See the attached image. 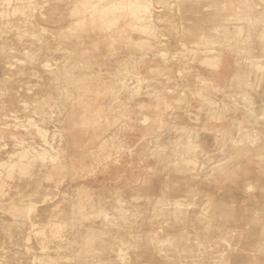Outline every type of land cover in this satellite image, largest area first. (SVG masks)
Masks as SVG:
<instances>
[{"label": "rangeland", "instance_id": "1", "mask_svg": "<svg viewBox=\"0 0 264 264\" xmlns=\"http://www.w3.org/2000/svg\"><path fill=\"white\" fill-rule=\"evenodd\" d=\"M90 1L0 0V264H264L248 181L264 154V0L253 19L236 11L247 0ZM206 8L224 10L204 24ZM193 23L212 38L188 40ZM117 25L130 36L105 39Z\"/></svg>", "mask_w": 264, "mask_h": 264}, {"label": "bare ground", "instance_id": "2", "mask_svg": "<svg viewBox=\"0 0 264 264\" xmlns=\"http://www.w3.org/2000/svg\"><path fill=\"white\" fill-rule=\"evenodd\" d=\"M83 1H87V0H83ZM127 1V0H126ZM126 1L125 0H118V1H115L113 4H111L110 5V7H112V8H110V10L104 5L103 7H97L98 5H100L101 4V2L100 1H98V0H92V1H90L89 2V4L90 3H92V2H95L94 3V5L91 7V8H93V11L95 10V11H100V12H115V13H118V14H124V13H126L127 12V7L129 6V7H132L130 4H129V2L124 6V4L126 3ZM248 7H246V6H241V7H237V9H236V11L238 10V14H242V12H243V14H244V11H245V9H247ZM251 10V9H250ZM70 11V14L68 13V16L69 15H71V17L69 16V18H71L70 20L72 21L73 20V22H76V23H79V22H87V21H89V23H90V28H92V29H94L95 30V25H96V23H97V18L94 16V18L93 19H87V17L86 18H84V17H79V13L78 12H75V9L74 8H72V9H70L69 10ZM142 11L143 10H140V13H142ZM221 11V9H219V12ZM202 15V21H200V22H202V23H204V24H206V20H207V23L208 22H211V19L210 18H207L206 19V17H207V15L209 16V15H213V12L208 8H206L205 10H204V13L203 14H201ZM144 16H145V18L146 19H148V17L150 16L149 15V13L148 12H144ZM116 19H117V17H116ZM118 20H119V18H118ZM130 21V20H129ZM72 22V23H73ZM120 22V21H119ZM118 22V23H119ZM129 24V25H128ZM127 25L128 26H131L134 30L137 28V30H139V33H141L140 31H148L149 30V26H135V25H133V23H128ZM195 23H193V25H194ZM193 25H188L187 27H186V35H187V39L188 40H190V39H192V40H190V41H192V42H194L195 44H197V45H202V43H205V41H206V38L208 39V37L209 38H212V36H209L208 34L205 36V35H203V33L204 32H206V30H211V26H201V24L200 23H198V24H195V27L193 26ZM228 27H230V26H228ZM120 29V27H118V25H117V28L113 31V30H111V31H109L107 34H106V38L105 39H114L115 37H117L116 35L117 34H128V35H124L125 36V38L127 37V36H130V32L128 31V30H125L126 29V27H125V29H122V30H119ZM215 29H220V28H215ZM197 30L199 31V32H201V36H200V39H199V41L198 40H194L195 38L197 39ZM83 33H85L84 31H82L81 33H79L78 35H73V34H69L68 35V38H78V39H81V38H79V37H81V35L80 34H83ZM143 33V32H142ZM137 34V33H136ZM228 35V34H227ZM227 35H225L226 37H227ZM214 37H216L215 35H213ZM67 37V36H66ZM67 38V40H71V39H68ZM204 38V39H203ZM112 39V40H113ZM117 39V38H116ZM131 40L133 39V37H131L130 38ZM227 39H229V37L227 38ZM115 40V39H114ZM129 40V39H128ZM127 40V41H128ZM201 40V41H200ZM210 41H212V43L214 44V42H213V40L211 39ZM237 41V43H238V41H239V39L238 40H236ZM115 42V41H114ZM124 43V42H123ZM131 43H134V42H132L131 41ZM130 43V44H131ZM125 44V43H124ZM129 44V45H130ZM136 44V43H135ZM135 44H132V46L133 45H135ZM82 45V44H81ZM110 45V44H109ZM120 45V44H119ZM126 45V44H125ZM143 45V44H142ZM83 46H84V44H83ZM113 45H111V47H112ZM131 46V45H130ZM137 46V45H136ZM136 46H134V47H136ZM139 46V45H138ZM141 46V45H140ZM144 46V45H143ZM146 47V46H145ZM138 48V47H137ZM140 48V47H139ZM65 49V48H64ZM147 50V49H146ZM145 51V50H144ZM143 51V52H144ZM67 52L70 54V51L69 50H67ZM81 52H83V51H81ZM80 52V53H81ZM86 52V51H85ZM148 52V51H147ZM146 52V53H147ZM87 53V52H86ZM85 53V54H86ZM74 54V57H76V55H75V52L73 53ZM145 54V53H144ZM77 56H79V54H77ZM81 56V55H80ZM79 56V57H80ZM68 57H70L69 55H68ZM71 58V57H70ZM72 58H73V56H72ZM84 58L86 59V56H84L83 57V59L80 57V60L79 61H85L84 60ZM77 59V58H76ZM82 59V60H81ZM142 59V58H141ZM211 58L208 56V58H206V62L208 61V63H210L211 64V60H210ZM213 59V58H212ZM216 60V59H215ZM73 61V60H72ZM214 61V60H213ZM73 62H76V61H73ZM73 62H71V63H73ZM78 62V61H77ZM76 62V63H77ZM85 62H88V60L87 61H85ZM118 62H120V61H118ZM49 63V62H48ZM48 63H47V65H48ZM84 63V62H83ZM90 64H92L91 63V60H90V62H89ZM43 64V63H42ZM75 63H73V65H74ZM82 64V63H81ZM88 64V63H87ZM121 64V63H120ZM44 65H46V63L44 64ZM51 65V64H50ZM79 65H80V63H79ZM93 65V64H92ZM217 65V64H216ZM43 66V65H42ZM49 66V65H48ZM78 66V65H77ZM83 66V65H82ZM88 66V65H87ZM86 65H85V67H87ZM94 66V65H93ZM213 66V65H212ZM263 67L264 65H261L260 63L258 64V67ZM57 67V66H56ZM91 67V66H90ZM96 67H97V65H96ZM121 67H123V66H121ZM46 68V67H45ZM48 68V67H47ZM51 68V67H50ZM64 68V67H63ZM77 68H79V67H77ZM101 68V67H100ZM120 68V67H119ZM119 68H117V69H119ZM124 68V67H123ZM126 68V67H125ZM128 68V67H127ZM126 68V69H127ZM80 69V68H79ZM218 69V68H217ZM65 70V69H64ZM84 70V69H83ZM120 70H121V68H120ZM138 70V69H137ZM137 70H135V71H137ZM54 73V72H53ZM126 73V72H125ZM55 74V73H54ZM69 74V73H68ZM122 74V73H121ZM70 75V74H69ZM130 75V74H129ZM67 76V75H66ZM86 76V75H85ZM126 76H127V73H126ZM137 76V75H136ZM136 76H134V78L133 79H137V77ZM140 76V75H139ZM63 78V77H62ZM127 77H125V79H126ZM143 78V77H142ZM125 79H123V80H125ZM132 79V78H131ZM135 79V81H139L140 80V82H142L143 81V79H142V81H141V78H139L138 77V79L139 80H136ZM81 80V79H80ZM127 81V80H126ZM58 82V81H57ZM139 82V83H140ZM70 84V83H69ZM86 84L88 85V84H90V82L88 81V82H86ZM120 84V83H119ZM142 84V83H141ZM140 84V85H141ZM87 85H85V84H83L82 85V89H84L83 87H85V86H87ZM123 85V84H122ZM124 85H127L126 83H124ZM139 85V86H140ZM69 86V85H68ZM136 86V85H135ZM62 87V86H61ZM81 87V86H80ZM79 87V88H80ZM142 87V86H141ZM141 87H140V89H141ZM86 88V87H85ZM109 90V89H108ZM86 91H87V89H86ZM136 91V90H135ZM67 92H68V90H67ZM113 93H114V91H113ZM67 94V93H66ZM115 95V94H114ZM62 96V95H61ZM53 98V97H52ZM47 99V98H46ZM46 99H44V100H46ZM44 100H43V102L42 103H44ZM48 101V100H47ZM51 101V100H50ZM56 101V100H55ZM57 101H59V100H57ZM51 102H53V101H51ZM72 102V101H71ZM75 102V101H74ZM28 103V102H27ZM27 103H25V104H27ZM40 103V102H39ZM44 105H46V104H44ZM49 105V103H47V105L46 106H48ZM44 106H42V108H43ZM60 109V108H59ZM58 109V110H59ZM44 110V109H43ZM49 110V109H48ZM47 110V111H48ZM38 111V110H37ZM35 112V111H34ZM43 112V111H42ZM61 112V111H60ZM36 113V112H35ZM38 113V112H37ZM46 113H44L43 115H45ZM53 114V113H52ZM61 114V113H60ZM47 115V114H46ZM54 115V114H53ZM58 116V115H57ZM87 118V117H86ZM52 119V118H51ZM88 119V118H87ZM15 120H18V117H17V119H16V117H15ZM53 120V119H52ZM88 121V120H87ZM86 121V122H87ZM22 122V121H21ZM24 122H26V120L24 121ZM89 122V121H88ZM16 123V122H15ZM18 123V122H17ZM26 123H28V122H26ZM11 124H13V123H11ZM19 124V123H18ZM31 124V123H30ZM21 126H22V124H21ZM23 127H24V124H23ZM33 127V126H32ZM37 128V127H36ZM23 129H25V128H23ZM38 129V128H37ZM36 129V130H37ZM38 131V130H37ZM39 131H40V129H39ZM48 131V130H47ZM218 131V130H217ZM49 133V132H48ZM47 132H45V133H40L39 132V134H41L42 136H44V138H45V136H47V134H48ZM246 134H248V133H246ZM41 135H39V136H41ZM250 135V134H249ZM12 137H14V136H12ZM238 138V137H237ZM245 138L247 139V135L245 136ZM249 138V137H248ZM250 139V138H249ZM2 140V139H1ZM44 140V139H43ZM45 140H47V138H45ZM238 140V139H237ZM252 139H250V141H251ZM249 141V140H248ZM46 143L48 142V141H45ZM44 142V143H45ZM23 143V142H22ZM45 143V144H46ZM107 143V142H106ZM106 143H104V144H106ZM53 144V143H52ZM5 145V144H4ZM30 145H32V144H30ZM50 145V144H49ZM229 145V144H228ZM46 146H47V144H46ZM52 147V146H51ZM29 148L30 147H28V150H29ZM41 148V147H40ZM102 148H103V150H105V145H102ZM42 149V148H41ZM45 149V148H44ZM54 149V148H53ZM35 150V149H34ZM40 150V149H39ZM51 150H52V148H51ZM55 150V149H54ZM36 151V150H35ZM53 151V150H52ZM56 151V150H55ZM26 152H27V150H26ZM37 152V151H36ZM46 152H48L47 150H46ZM46 152H44V154L46 153ZM54 152V151H53ZM40 153H41V151H40ZM49 153V152H48ZM28 154V153H27ZM35 154V153H34ZM33 154V155H34ZM43 153H42V155L43 156H45ZM104 154V156H103V158L104 157H106V156H108L107 154H105V153H103ZM13 156H14V154H12ZM29 155V154H28ZM31 155V154H30ZM32 155V156H33ZM36 155V154H35ZM260 155V154H259ZM12 156V157H13ZM21 156H25L24 154L22 155V153H21ZM40 156V155H39ZM42 156V157H43ZM48 156V155H47ZM41 157V156H40ZM46 157V156H45ZM24 158H26V157H24ZM39 159V157H38V155H37V157H35V159ZM54 158V157H53ZM55 158H58V156L57 157H55ZM23 158L21 157V159L20 160H22ZM33 159H34V156H33ZM34 159V160H35ZM43 160L45 159V158H42ZM42 159H41V161H42ZM106 158H104L103 160H105ZM26 160H27V158H26ZM32 160V159H31ZM46 160V159H45ZM59 160V159H58ZM60 161V160H59ZM20 162H22V161H20ZM54 163H56V160L55 161H53ZM15 163L17 164V162H14V164H11V165H13V166H15V168L17 167V165H15ZM44 163V162H43ZM21 164V163H20ZM23 164V163H22ZM21 164V165H22ZM197 164V163H196ZM8 166L6 163H4L3 165L1 164V166L3 167V166ZM10 165V167L11 168H14L13 166H11ZM44 165V164H43ZM25 168H24V167ZM22 167H18L19 169H20V171H21V169L24 171V169L25 170H27V168L29 169V166L28 167H26L25 165H23ZM31 167V166H30ZM24 168V169H23ZM3 169H4V167H3ZM5 170V169H4ZM10 170H12V169H10ZM9 170V171H10ZM15 170V169H14ZM151 170V169H150ZM8 171V172H9ZM22 171V172H23ZM152 171V170H151ZM13 170H12V172H11V174H13ZM21 172V173H22ZM19 173V172H18ZM20 173V174H21ZM26 173V172H25ZM1 174V173H0ZM10 174V173H9ZM9 174H8V176H9ZM10 174V175H11ZM23 175H24V173H22ZM26 176H28V174H25ZM13 176V175H12ZM11 177V176H10ZM9 177V178H10ZM12 178V177H11ZM10 178V179H11ZM8 179V178H7ZM9 179V180H10ZM0 182H2V181H0ZM58 183V182H57ZM6 185L5 184H3L2 183V187H5ZM0 188V189H3V188ZM6 189V188H5ZM0 192H1V190H0ZM3 195L5 194L4 192L2 193ZM2 195V196H3ZM47 196V198H48V195H46ZM28 200V199H27ZM23 201V200H22ZM21 201V202H22ZM25 201V200H24ZM31 201V202H30ZM30 204L32 203V200L30 199ZM28 202V201H27ZM27 202H22V204L24 203V204H26ZM35 204V203H34ZM34 204L32 203V205H30V206H28L26 209H27V211L30 213V212H32V210L34 209L35 210V206H34ZM36 205V204H35ZM26 206H27V204H26ZM17 209H18V207H16ZM22 208L23 209H25L24 208V206H22ZM37 208V207H36ZM25 209V210H26ZM47 231H48V228H47V226H44L43 228H42V234L43 235H45L46 233H47ZM56 232H60V229H56L55 230ZM104 230H100V231H98V230H96V228L95 227H93V228H89V230H88V232H89V234H91L92 235V238L90 239V241H89V243H87V250H88V253H89V255H91V254H93L95 251L97 252V251H102V243L104 242V239H103V237H104V232H103ZM93 235H94V238H93ZM47 239H48V235L47 236H45L44 237V239H42V241H41V244H42V246H45V247H49V242L47 241ZM117 253H118V259H122V260H124V257H123V255H122V252H121V249H120V247H118L117 248ZM105 254V253H104ZM108 256V255H107ZM111 259H112V257H110ZM110 258H107L108 260H111Z\"/></svg>", "mask_w": 264, "mask_h": 264}, {"label": "crops", "instance_id": "3", "mask_svg": "<svg viewBox=\"0 0 264 264\" xmlns=\"http://www.w3.org/2000/svg\"><path fill=\"white\" fill-rule=\"evenodd\" d=\"M230 1H232V3L234 4V0H228L224 4H228ZM245 3L249 4V5H246V7H249V8H247V10L244 11L245 17H246V15H248V17H247L248 19L249 18L253 19V18L259 17V15L257 14L258 8L253 10L252 12H250L251 11L250 9L253 8L254 5H252V6L250 5V3H252V2H250V0H247ZM215 4L220 6L221 4H223V0H217ZM203 5L205 6V5H209V4H203ZM222 9L223 8H221L220 12H219V9H217L216 12L211 10L213 12V19L211 20L212 22L214 21L215 17H216V21L218 20L219 14L222 13ZM258 11H260V10H258ZM253 12H254V14H253V17H252L250 15ZM259 13H261V12H259ZM236 14H237V12L235 14H233V16L236 15ZM224 79H226V78H224ZM224 79L221 78L222 81ZM230 83L232 84V82H230ZM225 84H226V81H225ZM251 170H252V177L248 181H253L254 189H253V192L250 193L249 195H252L254 197V200H255L254 208H255V210H258L260 208V210L262 212H264V154L263 155H259V156H257L256 158L253 159V161H252V169ZM243 183H247V182L245 181ZM245 190L246 189H244V188L243 189L240 188L238 190L239 194H237V195L241 197L243 194H245V193H243V191L245 192ZM257 226L264 228V220L261 222L260 225H257ZM259 238L260 239H258V243L261 242V243L264 244V234L262 235V237H259Z\"/></svg>", "mask_w": 264, "mask_h": 264}]
</instances>
